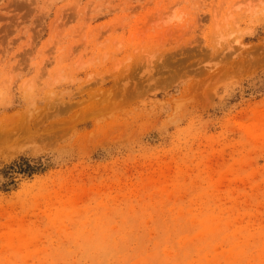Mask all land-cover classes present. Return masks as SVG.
<instances>
[{
	"label": "rangeland",
	"instance_id": "1",
	"mask_svg": "<svg viewBox=\"0 0 264 264\" xmlns=\"http://www.w3.org/2000/svg\"><path fill=\"white\" fill-rule=\"evenodd\" d=\"M0 264H264V0H0Z\"/></svg>",
	"mask_w": 264,
	"mask_h": 264
}]
</instances>
